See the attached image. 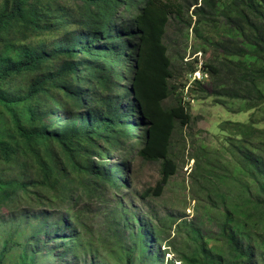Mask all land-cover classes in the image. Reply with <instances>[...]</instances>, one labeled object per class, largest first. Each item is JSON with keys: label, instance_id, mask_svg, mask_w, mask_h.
<instances>
[{"label": "trees", "instance_id": "trees-1", "mask_svg": "<svg viewBox=\"0 0 264 264\" xmlns=\"http://www.w3.org/2000/svg\"><path fill=\"white\" fill-rule=\"evenodd\" d=\"M172 22L197 35L224 23L201 96L235 114L253 111L249 123L227 122L231 153L252 182L242 203L222 188L230 164L203 146L192 157L197 182L211 185L209 208L222 214L225 251L208 249L195 231L196 246L179 261L264 264V129L256 127L264 122V0H0V264H71L72 229L88 203L128 188L124 162L135 150L161 162V180L146 194L162 195L178 170L175 135L193 121L171 83ZM109 226L129 230L126 221ZM152 251L141 264H163Z\"/></svg>", "mask_w": 264, "mask_h": 264}, {"label": "rangeland", "instance_id": "rangeland-1", "mask_svg": "<svg viewBox=\"0 0 264 264\" xmlns=\"http://www.w3.org/2000/svg\"><path fill=\"white\" fill-rule=\"evenodd\" d=\"M224 33V23L219 27L204 25L199 35L194 25L191 30L181 29L174 22L169 26L166 44L175 61V78L171 83L178 87L174 96L188 104L193 119L190 121L186 117V126L174 138L177 173L170 178L161 196H147V191L154 189L161 180V162H147L136 150L132 152L124 162L130 174L128 188L123 192H110L105 200L88 203L78 229H72L75 250L69 260L71 264H127L129 256L124 254V248L128 247L134 264L148 261L154 255L152 249L164 257L163 264H182L180 258H185L196 246L195 231L201 232L208 249L224 253L223 243L217 237L216 220L222 218V214L209 208L206 194L211 185L197 182L198 171L192 159L199 146L218 155L225 165L230 164L231 171V175L227 174L228 185L222 188L231 189L234 203H242L238 197H247L245 192L252 182L231 153V139L235 136L233 124L227 122L249 123L253 111L235 114L216 105L212 97L201 96L200 85L210 88V78L204 67L220 56L213 43ZM193 70L201 72L202 84L194 80ZM172 102L169 99L163 104L169 106ZM256 127L264 129V122ZM182 220L187 224L181 223ZM122 221L128 223L127 233L111 230L110 223ZM150 229L155 231L154 238L145 243L143 237Z\"/></svg>", "mask_w": 264, "mask_h": 264}, {"label": "built area", "instance_id": "built-area-1", "mask_svg": "<svg viewBox=\"0 0 264 264\" xmlns=\"http://www.w3.org/2000/svg\"><path fill=\"white\" fill-rule=\"evenodd\" d=\"M194 80H202L203 78H202V75H201V72H195L194 73Z\"/></svg>", "mask_w": 264, "mask_h": 264}]
</instances>
